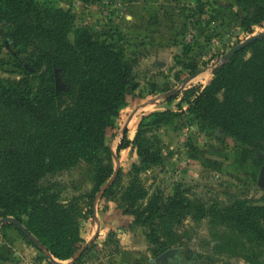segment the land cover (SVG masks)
I'll return each instance as SVG.
<instances>
[{"label":"rangeland","instance_id":"obj_1","mask_svg":"<svg viewBox=\"0 0 264 264\" xmlns=\"http://www.w3.org/2000/svg\"><path fill=\"white\" fill-rule=\"evenodd\" d=\"M51 1L71 10L76 28H88L95 41L113 45L130 68L125 104L115 128L107 131L114 173L98 192L96 164L84 160L41 181L62 202L84 197L80 229L85 244L73 260H52L32 238L5 222L0 225V264H73L75 259L79 261L74 264H159L156 259L164 253L124 212L126 191L136 179L146 192L136 207L177 191L203 202L208 210L240 201L250 207L264 204V154L210 128L190 112L183 95L208 85L230 50L264 32V24L253 27L252 34L242 28L240 0ZM7 32V25L0 23V84L20 89L23 74L15 65L22 55ZM69 38L73 41V34ZM30 84L34 94L42 88L34 77ZM56 84L62 88L58 77ZM156 113L169 116L158 125ZM140 125L143 140L118 153L122 138L134 142ZM140 149L156 156L153 164H145ZM108 186L111 193L102 197ZM171 233L169 238L160 232L170 249L179 250L180 264H264V240L258 234H242L214 215L187 219Z\"/></svg>","mask_w":264,"mask_h":264},{"label":"trees","instance_id":"obj_2","mask_svg":"<svg viewBox=\"0 0 264 264\" xmlns=\"http://www.w3.org/2000/svg\"><path fill=\"white\" fill-rule=\"evenodd\" d=\"M240 1L242 28L252 34L253 27L264 24V0ZM0 23L7 25V36L22 55L15 66L23 74L20 89L0 84V220H16L42 252L70 261L85 244L80 229L84 197L62 202L41 181L84 160L96 164L97 192L108 183L114 166L107 131L115 128L125 104L130 68L113 45L95 41L88 28H76L71 10L51 0H0ZM33 77L42 85L36 94L30 84ZM183 95L190 112L210 128L221 129L264 154V38L219 66L208 85L185 90ZM168 116L156 113L154 118L160 125ZM142 133L140 125L134 142L124 136L118 153L132 150L143 140ZM140 156L145 164L156 158L147 149H140ZM111 191L108 186L102 197ZM95 196H88L90 218ZM145 197L144 188L134 180L124 197V212L145 229L149 243L161 253L172 246L162 241L160 232L171 238L174 226L210 215L233 230L256 233L264 240V204L250 207L240 201L208 210L203 202L177 191L136 207Z\"/></svg>","mask_w":264,"mask_h":264},{"label":"water","instance_id":"obj_3","mask_svg":"<svg viewBox=\"0 0 264 264\" xmlns=\"http://www.w3.org/2000/svg\"><path fill=\"white\" fill-rule=\"evenodd\" d=\"M264 38V32L263 33H259L257 35H253L251 37H249L248 39H246L243 43L237 45L236 47H234L232 50H230L224 57V61H228L230 60L236 53H238L239 51L243 50L244 48H246L247 46H249L252 42L260 40ZM5 222H10L12 224H14L20 231H22L24 234L28 235L30 238H32L37 244H39L32 236H30L27 231L25 230V228L22 226V224H20L19 222H17L16 220L13 219H4L0 221V225L5 223ZM179 253L178 249H170L168 251H166L164 254H162L161 256H159L156 259V262L159 264H170V260L176 261L177 264L179 263V258L177 256V254ZM50 258L53 260V258L50 256Z\"/></svg>","mask_w":264,"mask_h":264},{"label":"flooded vegetation","instance_id":"obj_4","mask_svg":"<svg viewBox=\"0 0 264 264\" xmlns=\"http://www.w3.org/2000/svg\"><path fill=\"white\" fill-rule=\"evenodd\" d=\"M173 262V260H170V263Z\"/></svg>","mask_w":264,"mask_h":264}]
</instances>
